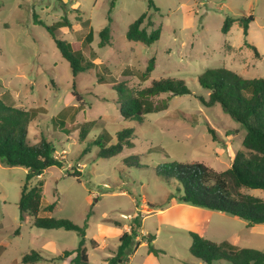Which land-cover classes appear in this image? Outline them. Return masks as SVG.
Masks as SVG:
<instances>
[{
	"label": "rangeland",
	"instance_id": "obj_1",
	"mask_svg": "<svg viewBox=\"0 0 264 264\" xmlns=\"http://www.w3.org/2000/svg\"><path fill=\"white\" fill-rule=\"evenodd\" d=\"M153 2L155 8L149 0H0V96L15 107L36 111L30 138L35 142L40 134L47 135L65 165L49 167L29 182L32 187L43 181V202L56 204L40 216L85 227L87 264H108L135 218L141 227L123 264H205L190 253L191 232L264 251V224L249 227L228 213L180 203L179 182L158 172L162 164L194 160L224 171L242 149L246 129L220 104L204 103L210 92L198 76L209 68H227L244 78H264V0ZM144 13L154 22L149 31L161 29L160 39L151 45L126 37ZM228 16L238 21L224 33ZM63 17L71 27L62 28L59 38L82 48L93 64L78 76L40 23L52 25ZM249 17L253 21L245 34L240 20ZM109 22L111 44L100 47L99 32ZM89 29L94 39L85 46ZM152 58L154 71L142 81ZM98 74L106 79L99 81ZM111 76L138 89L153 79H183L190 93L173 96L166 110L133 124V146L103 158L94 139L132 127L123 122ZM89 122L93 128L81 139L80 126ZM66 127L73 130L69 135ZM27 172L0 161V264H23V255L31 250L44 257L35 264H74L77 253L54 259L79 246L76 231L39 228L28 216L21 220L19 201ZM248 192L264 198L263 190Z\"/></svg>",
	"mask_w": 264,
	"mask_h": 264
},
{
	"label": "trees",
	"instance_id": "obj_2",
	"mask_svg": "<svg viewBox=\"0 0 264 264\" xmlns=\"http://www.w3.org/2000/svg\"><path fill=\"white\" fill-rule=\"evenodd\" d=\"M149 7L155 8L153 0H149ZM109 20L111 22V18ZM145 20L147 23L143 25ZM237 21L235 17H226L222 31L228 33ZM251 21H253L252 17L240 20L245 34L248 33ZM110 22L99 32L100 47L111 44ZM40 23L52 35L63 58L70 63L74 76L92 67V62L85 59L82 48L59 38L62 28L71 27V22L67 17H63L52 25ZM153 24L151 16L147 13L142 14L129 26L127 39L145 45L157 42L161 36V29L149 31L148 28ZM93 39L94 32L89 29L83 44L88 46ZM154 67V58H152L146 70L140 75L142 81L150 79ZM98 78L99 81L106 79L101 74H98ZM109 80L113 83L114 90L117 91L116 101L123 122L131 124L132 127L122 126L115 136L105 131L94 139L93 144L100 148L98 156L103 158H110L120 154L125 147L133 146V124L142 123L148 114L166 110L173 96L190 93L185 80L173 77L153 79L149 86L140 89L129 87L126 81L118 83L112 76ZM198 81L210 92L208 100H203L204 103L207 106L220 104L233 120L242 124L246 129L242 149L236 152L232 165L224 171H217L194 160L165 163L158 166V172L167 180L179 182L178 190L181 194L178 201L180 203L228 213L244 219L249 227L264 224V198L248 192L249 190L264 191V78L249 79L227 68H209L198 76ZM162 95L165 97L158 101L155 100ZM35 117V110L15 107L8 103L3 95L0 96V161L7 166H22L28 170L19 201L21 220H24L25 216L32 217L36 227L63 228L76 231L81 236L76 249L65 250L54 260H66L72 254L77 253L72 263L87 264L85 227L65 218L40 216L41 211L52 212L56 204L43 202V181H39L32 187L29 186V182L42 175L47 168L65 167L64 161L56 154V146L47 135L40 134L35 142L30 138L29 128ZM92 125L93 122H89L80 126L81 139H86L93 128ZM72 131L71 127L64 129L68 135ZM136 165L141 166L140 163ZM140 227V221L135 218L130 230L120 236L116 254L107 258L108 264H123L128 260L134 238ZM190 236L192 238L190 253L204 261L205 264H214L219 260H227L232 264H264L263 250L240 247L227 240L215 242L196 232H191ZM152 240L153 236L149 237V241ZM151 250L155 252L152 246ZM42 259L44 257L40 251L31 250L23 255L21 262L35 264Z\"/></svg>",
	"mask_w": 264,
	"mask_h": 264
},
{
	"label": "crops",
	"instance_id": "obj_3",
	"mask_svg": "<svg viewBox=\"0 0 264 264\" xmlns=\"http://www.w3.org/2000/svg\"><path fill=\"white\" fill-rule=\"evenodd\" d=\"M245 223H247L244 219H242ZM129 230H130V228H129ZM228 241V240H227ZM230 242L231 243H233V244H235L234 242H232L231 240H230ZM235 245H237V244H235ZM240 247H242V246H240ZM251 248V247H250Z\"/></svg>",
	"mask_w": 264,
	"mask_h": 264
}]
</instances>
